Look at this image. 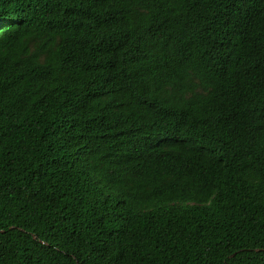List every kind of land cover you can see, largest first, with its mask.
<instances>
[{"label": "trees", "instance_id": "obj_1", "mask_svg": "<svg viewBox=\"0 0 264 264\" xmlns=\"http://www.w3.org/2000/svg\"><path fill=\"white\" fill-rule=\"evenodd\" d=\"M0 264H264V0H0Z\"/></svg>", "mask_w": 264, "mask_h": 264}]
</instances>
